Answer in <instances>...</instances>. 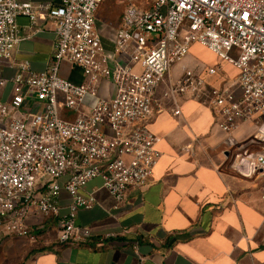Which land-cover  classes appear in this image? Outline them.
Here are the masks:
<instances>
[{"label": "built area", "instance_id": "obj_1", "mask_svg": "<svg viewBox=\"0 0 264 264\" xmlns=\"http://www.w3.org/2000/svg\"><path fill=\"white\" fill-rule=\"evenodd\" d=\"M103 1L0 0V62L11 60L19 41L18 16L36 25L49 13L56 34L47 68L36 72L19 63L10 99L0 100V227L10 237L36 240L27 218L41 215L56 219L59 244L86 243L92 232L76 219L96 203L91 193L82 194L91 180H102L115 209L130 189L149 184L161 157L159 138L148 128L163 109L155 100L161 85L177 116L181 97L215 111L228 134L224 168L245 178L264 173V0H124L119 26L106 32L111 49L96 26ZM195 44L216 54L217 63L184 68L172 78ZM64 62L81 69L83 83L61 75ZM223 62L238 71L235 80ZM101 80L115 87L109 98L99 96ZM242 124L253 132L237 138ZM62 190L71 197L65 214Z\"/></svg>", "mask_w": 264, "mask_h": 264}, {"label": "crops", "instance_id": "obj_2", "mask_svg": "<svg viewBox=\"0 0 264 264\" xmlns=\"http://www.w3.org/2000/svg\"><path fill=\"white\" fill-rule=\"evenodd\" d=\"M31 1L57 4L56 0ZM119 24H103L97 16L96 26L107 49L112 41L106 32ZM17 25L19 41L11 60L0 62V82L5 81L0 84V100L4 102L11 97V79L19 63L27 61L33 71H44L55 42V23L49 13L44 12L36 25L18 16ZM173 68L171 76L176 79L183 69L175 74ZM61 75L84 82L81 69H72L66 62ZM163 87L155 94L163 109L156 110L148 122L161 152L149 184L130 189L125 204L115 209L102 180H91L82 194L91 193L96 203L80 210L76 219L92 232L83 244H59L52 216L27 218L36 240L10 237L0 227V264H264V173L245 178L224 168L228 134L220 129L215 111L181 97L177 116L162 96ZM114 92L112 84L100 81L99 96L109 98ZM63 116L71 117L65 110ZM252 132L250 125L242 124L233 135L241 138ZM70 203V195L62 190L61 214L68 212ZM109 233L116 236L98 245L97 238Z\"/></svg>", "mask_w": 264, "mask_h": 264}, {"label": "rangeland", "instance_id": "obj_3", "mask_svg": "<svg viewBox=\"0 0 264 264\" xmlns=\"http://www.w3.org/2000/svg\"><path fill=\"white\" fill-rule=\"evenodd\" d=\"M124 8L125 3L123 0H105L97 12L99 21L112 27L117 26L120 22ZM218 60L217 55L206 47L193 45L190 50V54L181 63L173 68V72L176 74L184 68H197L202 65H215ZM222 69L228 77H231V80L236 79L238 71L231 64L223 62Z\"/></svg>", "mask_w": 264, "mask_h": 264}]
</instances>
